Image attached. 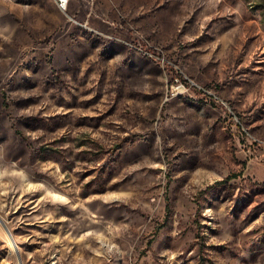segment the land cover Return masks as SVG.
Instances as JSON below:
<instances>
[{"label": "rangeland", "instance_id": "374dc122", "mask_svg": "<svg viewBox=\"0 0 264 264\" xmlns=\"http://www.w3.org/2000/svg\"><path fill=\"white\" fill-rule=\"evenodd\" d=\"M79 5L0 0V264H264V0Z\"/></svg>", "mask_w": 264, "mask_h": 264}, {"label": "crops", "instance_id": "0c3cea01", "mask_svg": "<svg viewBox=\"0 0 264 264\" xmlns=\"http://www.w3.org/2000/svg\"><path fill=\"white\" fill-rule=\"evenodd\" d=\"M57 1V0H56ZM83 0H69L67 3V8L72 12V14H79V9H82V6L78 8V4L82 3ZM104 3L110 4L114 1L119 0H97ZM125 2L128 4H134L136 3V0H125ZM184 7L182 4H170L163 8L159 13L158 17L160 19L161 28H163L164 33H169L174 30V27L179 22L180 18L183 16Z\"/></svg>", "mask_w": 264, "mask_h": 264}, {"label": "built area", "instance_id": "2783aa9c", "mask_svg": "<svg viewBox=\"0 0 264 264\" xmlns=\"http://www.w3.org/2000/svg\"><path fill=\"white\" fill-rule=\"evenodd\" d=\"M57 2L59 3V5H67L68 0H57Z\"/></svg>", "mask_w": 264, "mask_h": 264}, {"label": "bare ground", "instance_id": "6f19581e", "mask_svg": "<svg viewBox=\"0 0 264 264\" xmlns=\"http://www.w3.org/2000/svg\"><path fill=\"white\" fill-rule=\"evenodd\" d=\"M69 1V0H68ZM68 3V2H67ZM61 8H65V6L64 5H59Z\"/></svg>", "mask_w": 264, "mask_h": 264}]
</instances>
